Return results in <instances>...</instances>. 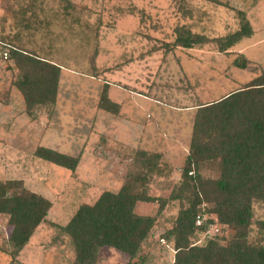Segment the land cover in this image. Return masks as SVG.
Returning <instances> with one entry per match:
<instances>
[{
	"label": "rangeland",
	"instance_id": "1",
	"mask_svg": "<svg viewBox=\"0 0 264 264\" xmlns=\"http://www.w3.org/2000/svg\"><path fill=\"white\" fill-rule=\"evenodd\" d=\"M65 1L68 6L57 0H0V37L17 38V48L62 67L59 102L41 107L31 119L13 85L18 72L0 62V181L21 180L29 191L44 196L52 203L47 220L57 226L66 225L80 204H92L104 191H117L131 157L142 149L163 157L164 168L152 181L151 194L165 196L178 181L188 152L194 105L215 102L236 89L228 84L205 97L225 79L241 85L264 71V0ZM237 9L246 12L253 34L233 44L225 39L241 18ZM187 34L203 35L206 42L190 49L173 44ZM224 48L243 53L254 65L234 67L236 57L243 61L241 54H220ZM104 80L120 106L117 114L98 108ZM113 85L136 93L121 90L119 96ZM148 97L157 101H146ZM149 136L151 147L145 144ZM37 147L79 156L75 176L34 157ZM214 175L203 172L206 178ZM178 210L177 202L166 206L136 257L105 247L100 264H172V243L160 236L173 226ZM254 216L264 218V205H254ZM0 222L2 230L5 221ZM49 223L35 230L19 254L20 263L69 264L74 258L67 239L54 244L56 229ZM215 234L228 235L212 226L192 242L202 245ZM250 237H258L255 226ZM7 262L0 253V264Z\"/></svg>",
	"mask_w": 264,
	"mask_h": 264
},
{
	"label": "trees",
	"instance_id": "2",
	"mask_svg": "<svg viewBox=\"0 0 264 264\" xmlns=\"http://www.w3.org/2000/svg\"><path fill=\"white\" fill-rule=\"evenodd\" d=\"M205 42L203 36L187 34L179 35L173 44L190 49ZM8 45L3 63L12 64L18 72L13 85L22 95L25 113L35 119L37 110L56 103L60 68ZM2 52L0 47V62ZM107 88L104 84L98 108L117 114L120 106L109 99ZM33 155L68 170L72 177L80 160L45 147H37ZM161 161L160 154L137 152L121 187L102 192L92 204H80L64 226L49 223L52 203L29 191L23 181H0V218L5 221L0 229V253L8 258L6 264H22L20 252L46 222L56 229L54 244L63 238L70 243L74 258L69 264H100L105 247L132 259L172 202L179 204L176 219L160 236L172 243V264H264V218L255 220L254 216V205H264V73L215 102L197 105L178 181L165 196L156 197L151 194V183L161 176ZM207 170L214 172L213 178L203 176ZM148 205L154 207L152 213L145 211ZM212 226H220L228 235L215 234L202 245L192 242L198 232ZM253 226L258 230L254 239L250 237Z\"/></svg>",
	"mask_w": 264,
	"mask_h": 264
},
{
	"label": "crops",
	"instance_id": "3",
	"mask_svg": "<svg viewBox=\"0 0 264 264\" xmlns=\"http://www.w3.org/2000/svg\"><path fill=\"white\" fill-rule=\"evenodd\" d=\"M237 12H238V14H240V17L241 18H239V24L238 23H236V24H234V26L232 25V28L234 29L233 30V38H232V35H230V36H228V38L226 37V39L225 40H229V41H233V44L236 42V40H238V39H240L241 37H245V38H251V36H252V34H253V30H252V28H251V26H250V22H249V20L247 19V15L245 14L246 12H243L242 10H238L237 9ZM203 25V24H202ZM205 25H207V24H205ZM204 27V26H203ZM215 27V26H214ZM238 27V28H237ZM215 30H217L216 29V27L214 28ZM223 30H221L223 33H224V35L227 33V28H226V26L224 25V28H222ZM218 31V30H217ZM191 33V32H190ZM192 34V33H191ZM237 34V35H236ZM206 35V34H205ZM204 35V36H205ZM203 36V35H202ZM208 37V36H207ZM229 38H231V39H229ZM0 39H2V40H4L5 42H7L8 44H10V45H12L13 46V44H14V46H16V43L18 42V40H17V38H15L14 39V37H7V36H2V37H0ZM223 40V39H222ZM17 47V46H16ZM228 48H231V45H228ZM225 49V48H224ZM24 51H26V52H28L27 50H24ZM31 53H33V52H31ZM34 54V53H33ZM220 54H235V56L237 55V54H241L240 55V57H242V60H246L247 61V63H250L251 65H254V60H247L242 54L243 53H239V52H232L231 51V49H229V50H224L222 53H220ZM36 55V54H35ZM37 56V55H36ZM39 58H42L43 60H46V61H48V62H50V63H53V64H55L56 66H58V67H60V68H62L61 66H59V64L57 65L56 64V62H53V61H51V60H48V59H45V58H43V57H40V56H38ZM245 60H244V62H245ZM242 63H243V61H241L240 63H238V58L236 57L234 60H233V66L234 67H239V68H246L247 67V64H245V67H243L242 66ZM262 73H264V71H261ZM261 74V73H260ZM259 76V75H258ZM257 77V76H256ZM256 77H254V78H256ZM253 78V79H254ZM253 79H251V80H253ZM97 80V79H96ZM251 80H249L248 82H246L245 84H241V85H238V84H232L229 80H224L223 81V83H219V85L217 84V86H218V88L215 90V92H213V91H211V90H209V91H211V93L210 92H208V93H205V97L206 96H208L209 94L211 95H213V94H215V93H219V91H221L222 89V87L223 88H225L226 86L228 87V84L230 85V87H236V89L235 88H232L233 90H231L229 93H226V94H224L223 95V97L224 96H227L228 94H230V93H232V92H235V91H237V90H239V89H241L242 87H244L245 85H247ZM98 81H100V80H98ZM105 81V83L108 85V91H107V94H108V97H109V99L112 101V102H114V100L111 98V96H110V91H111V85L109 84L110 82H108V81H106V80H104ZM208 84H209V82L205 85L206 87L208 86ZM113 87H116V88H114L116 91H118V95L120 96L121 95V93L122 92H120L121 90H125L124 88L123 89H120V87H117V86H115V85H113ZM221 87V88H220ZM238 88V89H237ZM209 89H210V87H209ZM126 91V90H125ZM126 92H128V93H131V94H133V93H136V92H134L132 89L130 90H128V91H126ZM133 92V93H132ZM140 96H142V94L141 93H137V97L136 98H138V99H140ZM115 98V97H114ZM145 98V97H144ZM149 98V97H148ZM222 98V97H221ZM143 99V98H142ZM151 98H149V100L148 99H145L146 101H151V100H153V102L155 103L157 100L156 99H151ZM56 102H59V100H57ZM115 103V102H114ZM194 106H197V105H194ZM191 108H193V107H191ZM190 109V108H189ZM190 111H192V109L190 110ZM157 134H159L160 136H161V133H159V131H158V133ZM157 134H155V136L157 135ZM153 141V139L149 136L148 137V140L146 141V138H145V144H146V146L147 147H151V142ZM139 147H137V149H138ZM140 149V148H139ZM147 149V148H146ZM142 150H144V151H148V150H145V149H142ZM154 152V151H153ZM162 156V155H161ZM163 158V157H162ZM162 163H164V162H162ZM161 165H163V164H161ZM165 165V164H164ZM168 166H169V164H168ZM171 167V166H170ZM173 171V170H172ZM173 173H176V170H174V172Z\"/></svg>",
	"mask_w": 264,
	"mask_h": 264
},
{
	"label": "built area",
	"instance_id": "4",
	"mask_svg": "<svg viewBox=\"0 0 264 264\" xmlns=\"http://www.w3.org/2000/svg\"><path fill=\"white\" fill-rule=\"evenodd\" d=\"M0 47L2 48L3 52L1 53V60L4 61L8 57L7 49L10 47L8 44L0 41Z\"/></svg>",
	"mask_w": 264,
	"mask_h": 264
}]
</instances>
